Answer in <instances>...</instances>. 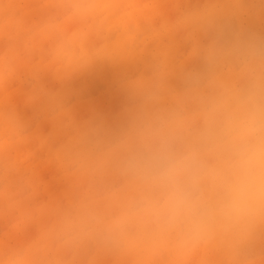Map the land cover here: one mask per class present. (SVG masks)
<instances>
[{"label":"clouds","instance_id":"obj_1","mask_svg":"<svg viewBox=\"0 0 264 264\" xmlns=\"http://www.w3.org/2000/svg\"><path fill=\"white\" fill-rule=\"evenodd\" d=\"M256 23L264 0H0V264H264ZM137 62L118 118H76L77 77Z\"/></svg>","mask_w":264,"mask_h":264},{"label":"rangeland","instance_id":"obj_2","mask_svg":"<svg viewBox=\"0 0 264 264\" xmlns=\"http://www.w3.org/2000/svg\"><path fill=\"white\" fill-rule=\"evenodd\" d=\"M142 68H144L143 64H141L140 66L136 65V63L132 64V71L136 72ZM94 82L96 81L94 80L91 81V78L77 77L68 86L69 94H68L67 102L71 100L69 105H74L75 101L78 98L81 97L86 98L92 95L94 96L100 95L99 102L101 103V105H98L96 107V111L99 112L102 111L103 113L106 112V114L110 112L115 113L116 118H118L125 109V107L127 106V104L126 103H123L121 105L119 104V106H116V108L112 109L110 107V103H111L110 98L106 93V89H107L106 82L100 81L96 85ZM48 86L52 88L58 87V85L51 83ZM98 86H100V88H97ZM115 87L116 89H118V86ZM27 90H28V86L26 84L17 86L13 94V98L17 103L18 107L20 108L24 119L29 123V130L39 135L42 134L49 135L51 123L46 119L34 117L32 110L29 108H25L22 104L24 94L27 92ZM76 112H77L76 117L77 119L80 120L82 119V117H87V118L91 117L86 112H92L93 116L96 115L93 109L92 110L76 109ZM41 173L43 178L49 183L48 192L45 194V198H47L48 196H60L63 192V185L57 183L55 180L52 179L53 171L50 168H46L42 166Z\"/></svg>","mask_w":264,"mask_h":264},{"label":"bare ground","instance_id":"obj_3","mask_svg":"<svg viewBox=\"0 0 264 264\" xmlns=\"http://www.w3.org/2000/svg\"><path fill=\"white\" fill-rule=\"evenodd\" d=\"M253 26L259 30H264V24L256 23ZM141 64L143 63L141 62L136 63V65H139V66ZM143 70L144 68L139 69L136 72L132 71V64H128V63H118V64L103 63V64L95 65L92 69L85 72L79 77L91 78V81L93 80L96 81L94 82L95 85L98 84V82L100 81H105L107 85L106 93L108 94V97L110 98V101H111L110 107L114 109L116 108V106H119V104L121 105L123 103H126V104L128 103L127 98L122 89L123 82L129 76L136 75ZM115 86H118V89H116ZM97 88H100V86H98ZM99 97L100 95L98 96L92 95L86 98L81 97L75 101L74 105H69L71 100H69L67 104L71 108L75 116H77L76 109H82V110H92L93 109L96 115L103 116L109 121L115 120L116 119L115 113L110 112L106 114V112L103 113L102 111L101 112L96 111V107L98 105H101V103L99 102ZM86 113H88L90 116H93L92 112H86ZM85 119H88V118L82 117L81 120H85ZM52 131H53V128L51 124L50 133H52Z\"/></svg>","mask_w":264,"mask_h":264}]
</instances>
